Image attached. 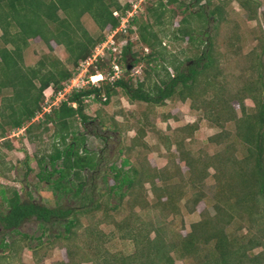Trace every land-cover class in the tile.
I'll use <instances>...</instances> for the list:
<instances>
[{"label": "trees", "instance_id": "16d2710c", "mask_svg": "<svg viewBox=\"0 0 264 264\" xmlns=\"http://www.w3.org/2000/svg\"><path fill=\"white\" fill-rule=\"evenodd\" d=\"M236 1L246 11V20L256 18L258 5L255 1ZM146 2L142 10L130 19L125 33L114 36L115 45H122L116 57L97 59L87 70V75L105 74L110 70V60H113L123 69L122 76L112 82L104 79L97 86L71 90L37 120L42 111V92L50 88L55 94L62 89L76 73L78 64L88 58L103 40L105 30L118 25L119 17L129 9V4L127 1L120 4L118 0H0V138L6 130H22L27 141L32 142L33 129L45 132L50 125L49 150L35 158V177L39 182L46 183L57 199L69 197L79 203L76 207L57 205L47 208L30 201H20L15 190H11L9 196L0 190V200L5 204V210H0V264H11L13 256L22 246L30 251L35 264H38L34 252L42 245L40 238L46 225H53V222L60 223L62 231L47 240L51 244L63 241L67 258L66 263L55 264H173L174 260L183 264H264V32L259 29L255 35V44L246 54V65L241 69L243 80L233 93L220 83L216 88L219 51L214 44L215 35L202 41L198 37L200 31L196 32L191 25L198 23L201 27L210 19L212 29L217 30L224 22L226 2L214 5L205 0V11L202 5L191 11L193 5L182 0H154L147 6ZM193 2L197 5L201 0ZM113 11L119 15L113 17ZM178 13L181 15L178 27L172 28V21ZM82 16L89 17L95 25L99 32L96 37L86 32L80 21ZM35 38L48 51L34 65L25 66L23 51L28 47L29 40ZM163 39L169 43L184 40L188 49L195 53L189 59L178 60L168 53ZM236 40L231 36L229 42ZM134 41L141 46V54L132 51ZM50 43L63 48L66 64L50 54ZM200 45L203 47L199 49ZM144 49L146 52L143 53ZM140 63L145 66L141 70L144 77L133 85L128 77L129 70L139 67ZM168 68L172 73L168 72ZM199 80L203 83L200 84L202 92L216 91L220 96L219 105L225 117L216 116L219 114L218 107L209 103L218 111L214 122L221 129L209 140L222 143L221 151L210 156L208 163L199 164L198 159L193 160L183 150V141L190 135L192 127H178L173 130L172 143H168L167 137L163 138L169 158L163 167L152 168L138 152L134 162L123 157L118 165H109L108 172L101 177L105 201L93 199L94 185L89 186L83 172L95 173L103 157L100 151L94 152L85 146L83 133L75 128L77 124L83 126L91 121L84 113L86 99L102 98L103 104H106L119 89L129 102L157 106L173 97L179 101L192 100ZM244 98L250 99L253 104L249 112L243 106ZM230 101L239 106V116L235 115ZM227 123H232L234 142L243 151L240 158L235 156V145L222 140L229 138L228 132L223 129ZM123 129L127 130V127ZM141 136V131H137L125 153L139 147L146 148ZM172 144L177 157L169 152ZM175 158L185 165L191 183L202 182L207 170L212 169L219 193L214 196L212 215L206 210L201 211L199 220L189 225L184 236L174 234L172 237L168 236L170 231L165 219L168 215L175 217L179 214L177 203L181 195L168 183L179 172ZM108 181L112 184L108 185ZM145 184L155 199L152 207L159 209L160 218L143 223L132 213L119 223L112 222L121 231L120 239L130 241L131 253H109L101 246L103 241L98 242V247L88 245V253L91 252L92 257H87L88 253H77L74 241L80 228L79 217L101 207L118 212L122 203L131 210L134 207L143 209L148 204L144 198ZM202 197L201 191L192 193L188 205L184 206L186 211L192 213ZM108 198H114L115 202L107 203ZM30 219L37 222L40 230L34 247L27 245L32 237L17 230ZM121 225H124L122 230ZM230 225L235 226L232 232L227 231ZM93 230L92 227L83 230L89 243L99 240ZM10 234L13 236L7 241L5 238ZM255 249L259 251L252 253Z\"/></svg>", "mask_w": 264, "mask_h": 264}, {"label": "rangeland", "instance_id": "374dc122", "mask_svg": "<svg viewBox=\"0 0 264 264\" xmlns=\"http://www.w3.org/2000/svg\"><path fill=\"white\" fill-rule=\"evenodd\" d=\"M123 4L127 0H118ZM154 0H146V6ZM184 3H191L193 8L191 11H196L199 6L207 9L204 4L205 0L197 5L193 0H182ZM211 4H218L220 1H225L224 22L220 24L217 30L212 29V22L209 19L203 26L198 23L191 24L196 32L200 31L198 37L205 41L207 37H213L214 44L219 54L217 56V70L219 77L216 79V88L222 84L228 91L233 92L237 89L240 82L243 80L241 69L246 65V54L255 44V35L258 30L264 32V0H253L257 3L256 18L254 20H246V11L242 9L236 0H209ZM143 3V4H144ZM142 4V5H143ZM174 7V6H173ZM143 8V6H142ZM142 10V9H141ZM181 15L178 13L172 21L171 27H178V22ZM82 26L86 32L96 37L99 32L89 17L82 16L80 19ZM195 35V34H194ZM231 36L236 38L235 42H229ZM135 42V41H134ZM168 53L175 55L176 59L184 61L189 59L195 53L192 49H188L187 42L184 40L178 43H169L168 40L162 41ZM229 44V45H227ZM50 54L55 56L61 62L66 64V54L63 48L50 43ZM200 45L198 48H202ZM139 43L135 42L132 46V51L141 54L142 50ZM198 49V50H199ZM46 47L37 38L29 40L28 47L23 51V64L25 66H32L41 57L42 54L47 53ZM146 50H143V53ZM70 69V66H67ZM145 66L140 63L139 67H133L129 70L128 77L130 82L134 85L137 81H142ZM88 70V68H87ZM139 71L134 72V71ZM104 71V69H103ZM168 72L172 73L168 68ZM123 74V72H122ZM102 75H106L102 74ZM202 81H204L202 79ZM202 81L199 80L197 87L193 92L192 100L179 101L176 97L164 100L161 104L155 106L141 102H129L124 94L116 89L114 94L103 104V99L94 100L92 98L86 99L84 106V113L91 119L85 125H75L76 130L83 133L85 137V146L92 149L94 152L100 151L103 160L98 170L95 173L83 172V175L88 179L89 186L94 185V190L91 197L99 199L101 202L104 199V184L101 177L108 172V167L112 163L118 165L119 160L123 157H128L130 162L135 161L136 152L140 157L146 159L152 168L160 169L167 161L168 155L164 149V137L168 138V143L173 142V130L178 127L189 126L192 127L190 135L183 141V150L188 152L193 160L198 159L199 164L204 165L208 163L210 156L218 151H221L222 143L217 144L215 141L209 140L213 135L218 134L221 129L214 122V117L222 115L223 109L219 105V97L217 92L205 90L202 92ZM56 94V93H55ZM50 88L42 92L43 101L41 108L55 107L59 102L55 98ZM55 98V99H54ZM64 98V97H63ZM219 109V114L216 108ZM229 105L234 110L235 115L239 116V106L235 101H230ZM48 106V107H47ZM243 106L246 112H249L253 104L250 99H243ZM215 107V106H214ZM49 108V109H48ZM41 113L37 116V120L41 119ZM215 114H218L215 116ZM36 121V120H34ZM122 127H127V130H122ZM223 129L228 132L229 138L222 139L224 143L235 145V156L240 158L243 154L241 147L237 142H234L233 125L232 123L224 124ZM141 131V142L145 144L146 148L139 147L137 150L125 153V148L130 145V140ZM32 142L27 141L22 130H6L3 138H0V190L5 191V196H9L11 190H15L19 196L20 201H30L35 204L42 205L47 208H53L57 205L73 206L79 205L78 201H73L69 197L57 199L52 193L48 185L44 182H39L35 177L37 167L35 165V158L46 154L49 150L51 142L52 127L47 125V130L41 132L40 129H33ZM227 136V137H228ZM221 142V141H220ZM9 146V148L7 147ZM169 152L177 157L174 145L170 146ZM175 164L179 167V172L172 176L169 184L173 190H177L180 199L177 203L179 214L175 217L168 215L165 223L168 224L167 229L170 231L168 236L174 234L184 236L189 230V225L199 220V213L203 210L208 211L210 215L213 214L212 204L215 202V195L219 193L212 177L213 170H207V176L200 183L190 182L191 177H188V172L185 165L175 158ZM112 182L108 181V185ZM145 191V201L148 203L147 207L141 209L134 207L132 210L128 206L122 205L118 212H111L110 210H103L101 207L97 211L91 212L87 215L79 217L80 228L76 232L75 244L78 247L80 254L88 253V245L90 247H98V242L103 241L101 246L109 253L129 254L132 251L130 241L120 239V230L116 228L112 222L119 223L123 221L127 215L135 213L139 221L147 222L150 219H159L160 211L158 208H153L155 199L153 198L149 186H143ZM201 191L203 197L197 203L192 213H188L185 205H188L190 196L194 192ZM103 200V201H102ZM107 203L113 204L114 198L107 199ZM4 203L0 200V210H5ZM104 206V205H101ZM162 217V216H161ZM124 226V225H123ZM121 225V230L123 229ZM92 227L98 236V241L93 240L89 243L88 237L83 230ZM234 225H230L227 229L232 232ZM18 232L31 236L32 239L27 241L29 247H34L37 243L35 238L40 236L37 222L34 219L23 222L18 227ZM62 231V226L58 222H53V225H46L44 234L40 238L42 245L35 250V260L38 264H55L57 262H67L66 252L63 248V241L48 242L49 236ZM244 232V231H242ZM239 234V232L237 233ZM12 234L5 238L9 241ZM13 236V235H12ZM152 235H150L151 237ZM51 239V238H49ZM92 243V245H91ZM255 249L252 253L258 252ZM2 255V254H0ZM87 257H92L89 252ZM5 263V262H4ZM2 264V263H1ZM11 264H35V261L28 249L22 246L17 254L13 256ZM81 264H93L92 262H83ZM173 264H183V262L174 260ZM184 264H191L185 262Z\"/></svg>", "mask_w": 264, "mask_h": 264}, {"label": "built area", "instance_id": "2783aa9c", "mask_svg": "<svg viewBox=\"0 0 264 264\" xmlns=\"http://www.w3.org/2000/svg\"><path fill=\"white\" fill-rule=\"evenodd\" d=\"M144 1L145 0H127L129 9L125 11L124 15L119 17L118 25L114 29L105 30L103 40L94 47L91 55L88 58L78 64L76 73L73 75V77L70 78L63 85L62 89L55 94V98H59L57 99L58 102L63 100V97L71 90L87 86H97L98 83L104 79L108 82H112L122 76L123 69L113 60H110V70L106 73V75L99 73L87 75V68L93 65L97 59H108L110 56H113V58L116 57V54L120 52V46L122 45H115L114 36L117 33H125L130 19L141 11ZM111 14L113 17L119 15L116 11H113ZM134 72L139 73L138 70ZM45 112H48L46 108H42V113ZM37 116H39V114Z\"/></svg>", "mask_w": 264, "mask_h": 264}]
</instances>
